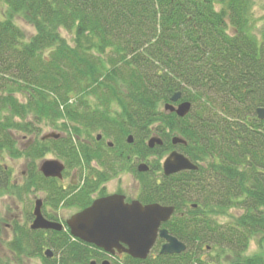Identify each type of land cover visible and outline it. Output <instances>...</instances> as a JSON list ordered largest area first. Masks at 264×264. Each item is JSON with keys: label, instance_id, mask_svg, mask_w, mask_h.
Wrapping results in <instances>:
<instances>
[{"label": "trees", "instance_id": "trees-1", "mask_svg": "<svg viewBox=\"0 0 264 264\" xmlns=\"http://www.w3.org/2000/svg\"><path fill=\"white\" fill-rule=\"evenodd\" d=\"M3 1L0 154L32 164L19 187L0 160V196L43 191L48 205L84 209L102 184L131 171L140 202L175 207L163 227L187 249L161 255L158 240L148 259L128 257L127 264H223L227 257L264 264L261 254L245 255L254 238L264 243V120L257 113L264 108V27L253 30L251 0ZM17 17L34 27L31 38ZM178 92L192 103L184 118L164 109ZM43 127L60 138L38 139ZM14 132L36 139L20 150ZM153 136L164 145L149 148ZM174 137L187 143L174 146ZM175 149L199 169L165 176L161 161ZM49 153L83 182L70 198L36 170L35 160ZM134 159L154 161L141 173ZM27 227L16 226L9 244L19 256L89 264L100 255L68 228ZM46 247L54 259L44 256Z\"/></svg>", "mask_w": 264, "mask_h": 264}, {"label": "water", "instance_id": "water-1", "mask_svg": "<svg viewBox=\"0 0 264 264\" xmlns=\"http://www.w3.org/2000/svg\"><path fill=\"white\" fill-rule=\"evenodd\" d=\"M181 97V92L175 93L171 98V103L165 105V111L176 113L180 118L186 117L192 110V103L181 101ZM257 113L259 119L264 120V108H259ZM60 136L58 133H50L44 135L42 140L59 139ZM101 139L102 136L98 135L97 140ZM127 141L130 144L133 143V136L130 135ZM186 143L180 137L172 139L174 146ZM162 145L164 141L159 136H153L148 140V146L151 149ZM162 168L165 176L199 169L195 163L177 150L165 158ZM39 170L46 178L62 179L65 165L59 160H45ZM149 170L150 167L146 163L138 166V171L141 173ZM42 206V200L35 202L31 229L62 231L61 224L49 222L43 217ZM174 213L175 207L173 206H164L159 203L144 205L138 200L126 202L125 195L114 194L95 200L89 207L73 215L68 220L67 226L73 238L94 245L108 254L126 253L134 259L146 260L158 237L165 240L161 254L175 255L186 251L185 243L162 227ZM45 255L52 258L53 251L48 249ZM90 264L97 263L92 261ZM102 264H109V261H104Z\"/></svg>", "mask_w": 264, "mask_h": 264}, {"label": "rangeland", "instance_id": "rangeland-1", "mask_svg": "<svg viewBox=\"0 0 264 264\" xmlns=\"http://www.w3.org/2000/svg\"><path fill=\"white\" fill-rule=\"evenodd\" d=\"M251 2L253 4V12H252L253 13V16H252L253 30L255 33H257L261 31V29L264 27V0H251ZM5 11H6V8H5L4 1L0 0V19L4 18ZM15 21L17 25L21 27L23 31H25V34L28 39L31 38L35 34L34 27L26 23L22 18L17 17ZM62 35L69 42H71L72 38L68 32L62 31ZM50 133H59V132H56L49 127H43L42 133L38 134V139ZM13 135L17 142V146L20 150L30 148L31 145L34 143V140L36 139L35 135H31L28 133L14 132ZM97 135L98 133L94 134V137ZM106 141L109 142L108 140ZM166 157L162 159L161 164H163ZM0 160L3 165L7 166L8 168L12 170V179L14 183L18 185L19 187L25 186L26 184L25 182L30 174L32 160L25 156H22L18 159H12L5 153L0 154ZM45 160L62 161L55 154L49 153L44 158H37L35 160L36 170H39L38 168ZM153 161L154 159H148V161H141V160L134 159L133 167L137 168L140 163H146L149 165L153 163ZM92 165L94 167L97 166L95 163H93ZM73 174H74L73 170H70L68 172L65 185L70 183ZM103 188H106V192H104V195L105 194L112 195L113 193H121L123 195H126L130 201L137 200L139 193H140L139 183L136 180L134 174L131 173V171L120 172L118 175L114 177V179H112V181L106 184V186H103ZM97 190H99V188ZM97 196H98V193L94 194L93 197H97ZM40 199L44 201L43 210L45 209L48 211V208H45L46 206L45 205V193L43 191L32 190L27 193L22 192L21 196L17 194H14V195L4 194L0 196V264H45L43 258L41 257H34V256L32 257V256H27V255L19 256L16 252L12 251L11 248L9 247V244L11 243V241H13L16 237V234L14 231L16 226L24 227V228L25 226H28L27 228H30L32 224L31 215L33 214V211H34L35 202ZM77 211H78V208L76 207L61 208L58 211V215H60V217H62L63 219H70L73 215L76 214ZM230 213H233V212H230ZM236 213L240 214V212H236ZM226 218L227 217L220 218L219 222H222V223L228 222L229 218L227 219ZM47 249L48 247L45 248V250ZM257 254H261L262 259L264 260V243L261 244L259 242L258 237L254 238L250 242L249 248L246 251L245 255L255 256ZM155 255L156 253H153V256ZM203 256L209 257L207 253H204ZM211 256H214V254H211ZM120 259L121 261L126 260L125 257L123 256H121ZM210 262H213V261H210ZM237 263L245 264V262H237ZM223 264H234V259L232 257L224 258Z\"/></svg>", "mask_w": 264, "mask_h": 264}, {"label": "flooded vegetation", "instance_id": "flooded-vegetation-1", "mask_svg": "<svg viewBox=\"0 0 264 264\" xmlns=\"http://www.w3.org/2000/svg\"><path fill=\"white\" fill-rule=\"evenodd\" d=\"M111 147V146H110ZM64 165H65V170L63 172V178L62 179H59V178H53V179H56L58 180L59 184L61 186H63V190L65 192H70V194L68 195V198H70L71 195H74L76 193H78L83 185V182L80 181V178H79V175L77 173L76 170H73L74 174L72 176V179L70 181V183H68L67 185H65V182L67 180V174L70 170L67 169V166L66 164L61 161ZM39 169V168H38ZM112 179L114 178H111L109 181H107L106 183L102 184L103 186H106V184H108L110 181H112ZM103 186H100L99 190H96L93 194H92V202L91 204L99 199V198H103V197H107L109 195L104 194V192H106V188H103ZM75 188V189H74ZM98 193V196L97 197H93L94 194ZM114 194H121V193H113L112 195ZM126 196V195H125ZM41 200V199H40ZM43 201V200H42ZM126 202H131L128 197L126 196ZM90 204V205H91ZM45 208H48V211L47 210H43V207H44V201H43V206H42V215L43 217L49 221V222H56V223H59L63 226V230H66L67 229V222L69 219H63L62 217H60V215H58V211L61 209V208H71V207H76L78 208V211L76 212L79 213L80 211L84 210L85 208L89 207L90 205H88L87 207H85L84 209H81L80 207L78 206H66L65 204V201L61 202L60 205L58 207H54L53 205H48L47 204V200H46V194H45ZM32 222L34 220V215L32 214ZM31 228V227H30ZM38 231H41V232H49L51 230H38ZM62 231H58V232H62ZM46 235V234H45ZM160 237L157 238V241L159 240ZM161 239V238H160ZM162 241V245L161 247L165 244V240H161ZM157 244V243H156ZM156 246V245H155ZM100 255L91 260L92 261H95L97 264H102L104 261H109V264H127L126 262L129 261L128 257L131 258V256H129L128 254L126 253H119V252H116L114 255H111V254H108L106 252H104L103 250H100ZM121 256L125 257L126 260L124 261H121ZM157 256V255H155ZM55 258V255H53V257L51 259H54ZM90 262V263H91ZM89 263V264H90Z\"/></svg>", "mask_w": 264, "mask_h": 264}]
</instances>
